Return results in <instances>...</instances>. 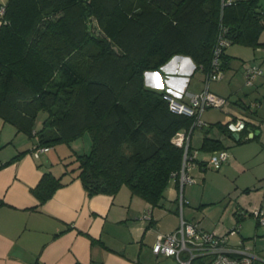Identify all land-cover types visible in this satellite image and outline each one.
<instances>
[{
  "label": "trees",
  "instance_id": "1",
  "mask_svg": "<svg viewBox=\"0 0 264 264\" xmlns=\"http://www.w3.org/2000/svg\"><path fill=\"white\" fill-rule=\"evenodd\" d=\"M4 7L0 117L36 137L35 146L87 135L89 149L75 154V177L88 196L113 195L126 185L157 205L169 180L178 178L183 147L173 138L180 131L191 138L200 127L197 149H226L209 135L216 129L233 137L226 123L198 125L194 116L171 111L165 91L148 87L144 73L181 54L206 77L220 24L231 43L264 46L258 40L264 31L259 0H235L223 8L220 0H7ZM228 60L224 50L223 71ZM41 110L46 117L36 129ZM247 127L253 129L246 124L237 142L255 137H246ZM61 185L45 172L32 192L43 203Z\"/></svg>",
  "mask_w": 264,
  "mask_h": 264
},
{
  "label": "crops",
  "instance_id": "2",
  "mask_svg": "<svg viewBox=\"0 0 264 264\" xmlns=\"http://www.w3.org/2000/svg\"><path fill=\"white\" fill-rule=\"evenodd\" d=\"M6 1L0 0V4ZM262 32L259 42H264L260 38ZM232 48L234 53L225 49L229 60L221 86L209 84V90L225 97L226 104L220 112L206 108L200 119L207 126L217 121L225 123L229 117L245 118L253 128L244 130L246 137L258 136L262 145L264 73L246 85L244 71L253 63L264 69V46H249L250 50ZM144 81L150 88L170 91L180 101L188 102L191 95L204 88L205 73L189 56L176 54L158 70L146 71ZM24 134L0 117V264H153L148 253L165 257L151 250L157 235L179 226L180 196L185 200L181 215L185 219V209L189 214L185 220L207 231L228 234V247L248 248L256 256L254 264H264V224L252 215L237 218L239 211L264 208V146H252L251 139L237 142L213 129L209 135L219 137L226 149L234 143L221 166L225 175L236 174L233 186L209 184L212 188L205 192L207 182L203 186L184 184L180 190L179 179L171 178L160 202L152 206L132 195L126 185L113 195H87L80 179L75 177V154L88 150V136L82 142L76 139L68 143L71 148L58 143L35 156L32 148L37 140ZM202 137L203 130L197 127L191 134V145L199 148ZM23 151L18 159L6 163ZM217 151L198 149L192 170L207 167L206 161ZM67 156L71 158L68 161ZM45 172L59 177L62 185L41 203L32 188ZM220 203H224L221 213L209 220L213 213L211 205ZM148 209L150 221L143 218ZM238 223V230L232 231Z\"/></svg>",
  "mask_w": 264,
  "mask_h": 264
},
{
  "label": "built area",
  "instance_id": "3",
  "mask_svg": "<svg viewBox=\"0 0 264 264\" xmlns=\"http://www.w3.org/2000/svg\"><path fill=\"white\" fill-rule=\"evenodd\" d=\"M221 7L230 5L235 0H220ZM264 15V7L260 8ZM5 7L0 4V24L5 22ZM231 44L228 31L222 24L219 25L216 35V41L212 50L211 69L206 74L204 88L190 96L188 102H182L177 99L170 91H165L163 98L167 101L169 109L173 112L184 113L194 116L195 123L202 124L201 113L208 107L223 108L226 104V98L209 90L211 80H219L222 77L223 70L220 68L221 55L223 51ZM264 73V69L258 64H250L245 68V84L251 85L257 75ZM226 126L233 132L242 130L246 125L245 118L229 117L226 120ZM175 144L183 147V157L180 169L174 173L180 182V190L184 184L195 182V178L189 174V170L195 166V159L198 149L190 148V133L180 131L174 136ZM47 146H34L32 152L37 156L40 152L46 151ZM229 158L227 149L218 150L212 154L206 161V164L214 167H220L223 162ZM184 199L180 196V222L179 226L170 232L159 233L151 250L155 255L173 257L177 264H254L255 254L248 248L235 249L227 245L228 234H217L212 231L204 230L196 223L185 220L182 215V206ZM238 218L252 215L256 220L264 224V208H257L246 211H239ZM151 209H148L143 218L150 221L152 218ZM240 224H236L232 231L238 230ZM240 242V241H239Z\"/></svg>",
  "mask_w": 264,
  "mask_h": 264
},
{
  "label": "rangeland",
  "instance_id": "4",
  "mask_svg": "<svg viewBox=\"0 0 264 264\" xmlns=\"http://www.w3.org/2000/svg\"><path fill=\"white\" fill-rule=\"evenodd\" d=\"M259 4L262 5V7H264V0H259ZM260 38L262 40H264V32H262ZM232 46L234 48H237V50H250L248 48L249 46L248 47H243V46H247V45H243L241 43H233V44H230V45L227 46V49L229 51H232L233 53L235 52V50L232 48ZM243 48H245V49H243ZM222 76H223V74H222ZM221 78L219 80H211L210 83H209L210 84V87H214V84L215 85H218V86H221V84H222V79ZM262 89H264V88H262ZM208 108L211 109L210 111H216V112H220V109H221V108L213 107V106L212 107H208ZM45 117H46V112L44 110H41L38 113L37 117H36L35 125L38 126V127H40L42 125L43 119ZM84 136L86 137L87 135H84ZM84 136H80L78 138V140H79L78 142H82L84 140L83 139ZM27 138L31 139V137H27ZM33 138L36 139V137H33ZM229 142L232 143V140L229 139ZM251 142H253L252 146H256V148H259L261 146H264V144L261 145V143L258 142V136L255 137L254 139H251ZM63 144L65 146L67 145L69 148H71V145H69L68 143H63ZM232 144H234V143H232ZM232 144L229 147V149H227V150H230L231 147L234 146ZM54 147H55V145H54ZM89 147H90V144L88 146V149H89ZM262 148H264V147H262ZM256 155L254 156V158L256 157ZM69 157L70 156H67L68 159L66 158L67 159L66 161H68V160L71 159ZM221 166L220 167H214L212 165H208L207 164V167H205V166H202V167L201 166H198V168L195 169V170L190 169L189 170V174L195 178V183H186V184H194L195 186H203L204 184H206L208 182L207 185H206L205 192L207 190H211V188L214 185L215 186L216 185L217 186H219V185L220 186L221 185H224V186H226V185L227 186H233V184L235 183L234 180H235V175L236 174L232 173V175H231V174L227 173V175H225L226 173L224 172V169ZM236 179H237V177H236ZM209 184L212 187H210ZM186 186L188 187L190 185H186ZM205 199H207V198H205ZM223 204L224 203H220V205H211V208L213 210L212 211L213 213L211 214L212 216H209V220H211L212 218H214V215L217 216V215H219L221 213V210L223 208ZM188 218H189V214H188L187 209H185V219H188ZM234 238H235V236L232 237L233 240H234ZM148 260L149 261H153V264H158V263H161V262H162V264H177L176 263V260L173 257H167V256H165V257H160L159 258V257L154 256L151 252H150V254L148 253Z\"/></svg>",
  "mask_w": 264,
  "mask_h": 264
},
{
  "label": "water",
  "instance_id": "5",
  "mask_svg": "<svg viewBox=\"0 0 264 264\" xmlns=\"http://www.w3.org/2000/svg\"><path fill=\"white\" fill-rule=\"evenodd\" d=\"M232 136L235 138V140H238L240 137V134L237 131H235L232 133ZM250 136H252V134Z\"/></svg>",
  "mask_w": 264,
  "mask_h": 264
}]
</instances>
